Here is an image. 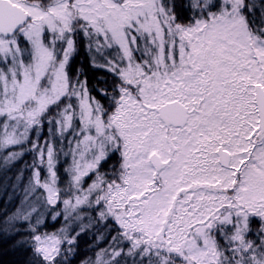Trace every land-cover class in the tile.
Returning a JSON list of instances; mask_svg holds the SVG:
<instances>
[{"label":"snow or ice","instance_id":"snow-or-ice-1","mask_svg":"<svg viewBox=\"0 0 264 264\" xmlns=\"http://www.w3.org/2000/svg\"><path fill=\"white\" fill-rule=\"evenodd\" d=\"M9 189L16 264H264V0H0Z\"/></svg>","mask_w":264,"mask_h":264},{"label":"trees","instance_id":"trees-1","mask_svg":"<svg viewBox=\"0 0 264 264\" xmlns=\"http://www.w3.org/2000/svg\"><path fill=\"white\" fill-rule=\"evenodd\" d=\"M82 64V63H81ZM85 64V63H84ZM77 65L79 66L80 64L77 61ZM84 69H85V74L87 75L90 84L92 85V87H96L95 84L98 83L99 86L101 87H106L107 85L104 83L103 79H101V76H99L97 74V71L94 69H92L88 63L83 65ZM90 71L94 72L91 73ZM90 85V86H91ZM10 193V189L9 192H0V208L5 206V203L8 199ZM16 201L13 200L12 204H14ZM12 204H9L8 207L11 208ZM91 236H87L83 239L84 242H90L91 241ZM24 259V255L20 252L17 253H13L11 251H9L7 249V247H4L2 250H0V264H16V262L20 261ZM76 264V263H75Z\"/></svg>","mask_w":264,"mask_h":264},{"label":"rangeland","instance_id":"rangeland-1","mask_svg":"<svg viewBox=\"0 0 264 264\" xmlns=\"http://www.w3.org/2000/svg\"><path fill=\"white\" fill-rule=\"evenodd\" d=\"M77 61H78L79 64L82 63L83 65H85V64L88 63L87 60L84 58V55H83V54L80 55V57L78 58ZM84 63H85V64H84ZM77 66H78V65H77ZM93 70H94V69H93ZM90 72L94 74V72H92V71H90ZM97 74H98L99 76H102V73L97 72ZM109 83H110V81H109ZM90 85H91V84H90ZM95 85H96V87H101V86L98 85V83L95 84ZM90 87H92V85H91ZM104 87H105V86H104ZM101 88H103V87H101ZM86 253H87L88 255H91V252H90L89 249H88V242H84L83 239H82L81 242H80V254H79V256L76 258L75 263H76V264H79V260H80V258H82Z\"/></svg>","mask_w":264,"mask_h":264}]
</instances>
